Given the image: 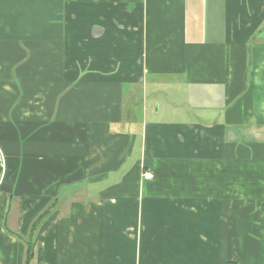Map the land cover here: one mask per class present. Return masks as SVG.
I'll list each match as a JSON object with an SVG mask.
<instances>
[{"label":"crops","instance_id":"1","mask_svg":"<svg viewBox=\"0 0 264 264\" xmlns=\"http://www.w3.org/2000/svg\"><path fill=\"white\" fill-rule=\"evenodd\" d=\"M0 148V264H264V0H0Z\"/></svg>","mask_w":264,"mask_h":264},{"label":"built area","instance_id":"2","mask_svg":"<svg viewBox=\"0 0 264 264\" xmlns=\"http://www.w3.org/2000/svg\"><path fill=\"white\" fill-rule=\"evenodd\" d=\"M0 163L3 164L4 163V157H3V152L1 151V148H0ZM144 175L148 178H152L153 177V174L150 173V172H144Z\"/></svg>","mask_w":264,"mask_h":264},{"label":"rangeland","instance_id":"3","mask_svg":"<svg viewBox=\"0 0 264 264\" xmlns=\"http://www.w3.org/2000/svg\"><path fill=\"white\" fill-rule=\"evenodd\" d=\"M165 96H166V95H165ZM165 96H164V97H165Z\"/></svg>","mask_w":264,"mask_h":264}]
</instances>
